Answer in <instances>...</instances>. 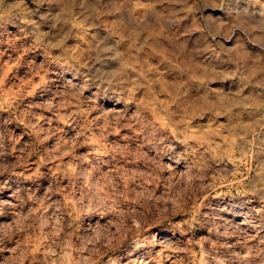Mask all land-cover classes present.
<instances>
[{"label":"rangeland","instance_id":"1","mask_svg":"<svg viewBox=\"0 0 264 264\" xmlns=\"http://www.w3.org/2000/svg\"><path fill=\"white\" fill-rule=\"evenodd\" d=\"M0 264H264V0H0Z\"/></svg>","mask_w":264,"mask_h":264}]
</instances>
